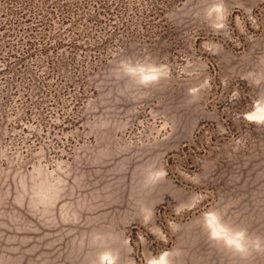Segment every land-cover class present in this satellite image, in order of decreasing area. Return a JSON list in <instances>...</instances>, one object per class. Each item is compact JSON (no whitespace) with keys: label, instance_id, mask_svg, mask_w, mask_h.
<instances>
[{"label":"rangeland","instance_id":"obj_1","mask_svg":"<svg viewBox=\"0 0 264 264\" xmlns=\"http://www.w3.org/2000/svg\"><path fill=\"white\" fill-rule=\"evenodd\" d=\"M28 1L0 0V264H264V0Z\"/></svg>","mask_w":264,"mask_h":264},{"label":"trees","instance_id":"obj_2","mask_svg":"<svg viewBox=\"0 0 264 264\" xmlns=\"http://www.w3.org/2000/svg\"><path fill=\"white\" fill-rule=\"evenodd\" d=\"M75 1V0H74ZM6 2H7V4H10V5H12V4H17V7L20 9V10H23L24 8H25V3H26V5H29V1L28 0H6ZM66 13H68V12H66ZM65 19L64 18H62V24H64L65 22ZM38 24H45V22H43V21H40V20H38ZM28 43V45H29V50H30V48L33 46V44H31V42H27ZM57 44L58 45H60L61 43H58L57 42ZM16 58H18V57H16ZM18 60V59H17Z\"/></svg>","mask_w":264,"mask_h":264},{"label":"bare ground","instance_id":"obj_3","mask_svg":"<svg viewBox=\"0 0 264 264\" xmlns=\"http://www.w3.org/2000/svg\"><path fill=\"white\" fill-rule=\"evenodd\" d=\"M259 112H260V111H259ZM262 113H264V111H263ZM255 114H257L258 116H261L258 112H257V113L254 112V114H250L249 117H253ZM254 117H255V116H254ZM258 118H259V117H258Z\"/></svg>","mask_w":264,"mask_h":264}]
</instances>
